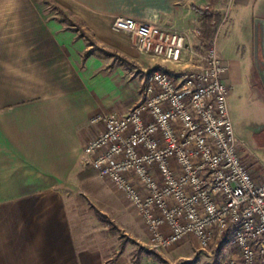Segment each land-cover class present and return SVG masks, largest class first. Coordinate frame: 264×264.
<instances>
[{"label":"crops","instance_id":"crops-1","mask_svg":"<svg viewBox=\"0 0 264 264\" xmlns=\"http://www.w3.org/2000/svg\"><path fill=\"white\" fill-rule=\"evenodd\" d=\"M222 9L226 18L214 27L211 16L208 36L200 11ZM232 11L239 22L218 44ZM118 16L187 33L195 45L215 37L229 94L246 82L264 107V0H0V264H164L107 244L97 213L110 218L128 203L80 159L102 131L91 119L125 113L139 73L154 65L113 29ZM229 115L244 160L264 180V146Z\"/></svg>","mask_w":264,"mask_h":264},{"label":"built area","instance_id":"built-area-1","mask_svg":"<svg viewBox=\"0 0 264 264\" xmlns=\"http://www.w3.org/2000/svg\"><path fill=\"white\" fill-rule=\"evenodd\" d=\"M112 27L154 65L139 73L125 113L91 119L102 131L83 147L82 164L123 195L151 247L230 240L225 264H264V180L243 158L215 37L199 52L187 33L120 16Z\"/></svg>","mask_w":264,"mask_h":264},{"label":"rangeland","instance_id":"rangeland-1","mask_svg":"<svg viewBox=\"0 0 264 264\" xmlns=\"http://www.w3.org/2000/svg\"><path fill=\"white\" fill-rule=\"evenodd\" d=\"M212 13L214 27H217L226 18V14L223 13V9ZM235 14L236 13L232 11L225 20L222 29L217 31L216 42H218V44L223 41L227 30L232 25L231 23L237 25L239 22ZM59 16L61 19L64 18V15L61 13H59ZM236 36H239V32ZM238 42H240V40L236 38V43ZM205 44L206 42H202V44L195 45V47L199 52H202ZM249 45L252 47V43H249ZM244 62L246 64L248 59ZM228 101L229 112L233 117L234 125L240 130L248 131L249 134L252 131L254 134L252 138L255 142L259 143L260 147L264 146V128L259 126L258 129H256L252 125L254 120L258 123L261 121L263 122L264 107L257 103L253 97H250L246 82L243 83L241 87H236L230 92ZM245 123L248 124L245 125ZM260 151H258V153ZM117 199L121 203V198L118 197ZM128 206L127 204L125 205V211L121 214L115 211V213L112 212V217L109 218L101 215L102 219L99 220L100 222L102 221L101 224H104L106 227L104 231L107 244L110 246L118 245L120 248L127 247L132 251L131 253H133L135 259L140 254H149L164 264H225L228 258L235 254L234 244L230 240L217 247L212 244L205 250H201L198 244L190 238L180 241L168 248H153L149 244L142 220ZM90 213L95 216L92 207L90 208ZM122 214L124 217L132 218L133 223L129 225ZM155 259L154 261H156Z\"/></svg>","mask_w":264,"mask_h":264},{"label":"trees","instance_id":"trees-1","mask_svg":"<svg viewBox=\"0 0 264 264\" xmlns=\"http://www.w3.org/2000/svg\"><path fill=\"white\" fill-rule=\"evenodd\" d=\"M217 0H211V1H209L210 2V4L211 5H214V3L216 2ZM200 12H202V14H203V16H204V18H205V20H206V22H207V24L205 23V29H206V31H205V33L206 34H208V36L210 35V33L209 32H211V30H210V26H209V22H210V20H211V16H212V14L211 13H209V12H207V11H200ZM97 216H98V218L101 220L102 219V216L99 214V213H97Z\"/></svg>","mask_w":264,"mask_h":264},{"label":"water","instance_id":"water-1","mask_svg":"<svg viewBox=\"0 0 264 264\" xmlns=\"http://www.w3.org/2000/svg\"><path fill=\"white\" fill-rule=\"evenodd\" d=\"M261 25H262V33H263V35H262V37H263V42H264V21H262L261 22ZM264 50V49H263ZM263 55H264V51H263ZM263 65H264V61H263ZM261 80H262V82H263V84H264V77L263 76H261Z\"/></svg>","mask_w":264,"mask_h":264}]
</instances>
